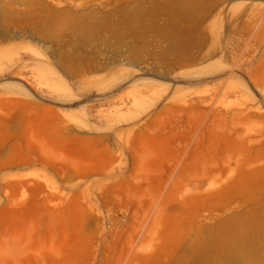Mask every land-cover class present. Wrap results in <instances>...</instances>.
<instances>
[{
  "label": "rangeland",
  "instance_id": "1",
  "mask_svg": "<svg viewBox=\"0 0 264 264\" xmlns=\"http://www.w3.org/2000/svg\"><path fill=\"white\" fill-rule=\"evenodd\" d=\"M210 248L264 264V0H0V264Z\"/></svg>",
  "mask_w": 264,
  "mask_h": 264
},
{
  "label": "bare ground",
  "instance_id": "2",
  "mask_svg": "<svg viewBox=\"0 0 264 264\" xmlns=\"http://www.w3.org/2000/svg\"><path fill=\"white\" fill-rule=\"evenodd\" d=\"M251 219H252V218H251ZM251 219H246V220L243 219L242 221H239L240 219H239V220H232L231 223H230V221H229V222L226 221L227 223L224 222L225 225L228 224L230 227H232V228H230V227L228 226V227H229V228H228L227 225H226L225 229H228L227 231H229V229H232V230H230L229 232H232V231H233V233H234V237H235V239H236L235 242H232L231 244L239 243L240 240H244L245 238H247V237L249 236L248 233H250V232H249V230L247 229V227H248V226L250 225V223L252 222ZM257 220H258V219L256 218V222H258ZM246 221H247V222H246ZM249 221H250V222H249ZM254 221H255V220H253V224L256 223V222L254 223ZM248 222H249V223H248ZM222 223H223V222H222ZM222 223H220V224H222ZM251 224H252V223H251ZM218 226H219V225H218ZM222 226H223V225H222ZM250 226H252V225H250ZM250 226H249V228H250ZM252 227H253V226H252ZM221 228H222V227H221ZM221 228H220V231H221V230L223 231L224 226H223L222 229H221ZM227 231H223V233H222V232H220V233H222V235H223V234H225V232H226V233H228L229 235H233V233H229V232H227ZM220 233H218V234H220ZM218 234H217V235H218ZM228 234H226V235H228ZM253 234H254V233H253ZM223 236H224L223 238H225V235H223ZM226 237H227V236H226ZM231 237H232V236H230V238H231ZM219 238L221 239L220 235H219ZM223 238H222V239H223ZM230 238H229V239H230ZM232 238H233V237H232ZM232 238H231V240H233ZM249 238H250V237H249ZM253 238H254V237H253ZM253 238H252V239H253ZM222 239H221V241H220L222 244H226L227 242H229V241L226 240L227 242L225 241V243H223L224 241L222 242ZM225 239H226V238H225ZM252 239H251V240H252ZM217 240H218V237H217ZM248 241L251 242L250 239H248ZM252 241H254V239H253ZM215 242H216V241H215ZM218 242H219V241H218ZM230 242H231V241H230ZM216 244H217V243H216ZM231 244H230V245H231ZM220 245H221V244H219V246H220ZM226 245H227V244H226ZM230 245H229V246H230ZM212 247L214 248V247H216V245H215V246L213 245ZM223 247H224V250H225V246H224V245H223ZM223 247H222V245H221V248H223ZM221 248H220V249H221ZM214 249H216V248H214ZM214 249H213V251H214ZM218 249H219V248H218ZM220 249H219V250H220ZM216 250H217V249H216ZM221 250H223V249H221ZM224 250H223V251H224ZM213 251H211V248L207 251L206 256H205V258H204V262H202V264H220V263L217 261V260H219L218 257H219L220 255L218 256V255H215V254L213 253V254H214V259H213L212 257L209 256V255H211L210 253L213 252ZM227 251H228V250H227ZM227 251H225V252H227ZM196 252H197V251H196ZM219 252H221V251H218V253H219ZM225 252H224V253H225ZM199 253H200V251H199ZM199 253H197V254H199ZM215 253H217V251H216ZM218 253H217V254H218ZM224 253H223V254H224ZM224 255H225V254H224ZM224 255H223V256H224ZM225 256L227 257V255H225ZM225 256H224V257H225ZM237 256H238V255H237ZM224 257H223V258H224ZM215 258H216V259H215ZM221 258H222V257H221ZM223 258H222V259H223ZM220 260H221V259H220ZM251 260H252V258H251L248 254L243 253V254H239V256L236 257V259L233 260V263H232V264H251ZM217 262H218V263H217Z\"/></svg>",
  "mask_w": 264,
  "mask_h": 264
}]
</instances>
